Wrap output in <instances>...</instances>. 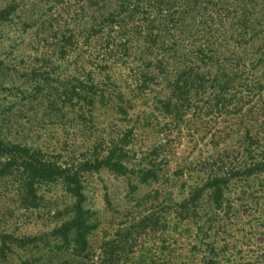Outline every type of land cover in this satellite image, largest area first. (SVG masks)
<instances>
[{
	"label": "rangeland",
	"instance_id": "374dc122",
	"mask_svg": "<svg viewBox=\"0 0 264 264\" xmlns=\"http://www.w3.org/2000/svg\"><path fill=\"white\" fill-rule=\"evenodd\" d=\"M139 2L0 0V140L81 176L0 155V264H204L207 216L218 264H264V0Z\"/></svg>",
	"mask_w": 264,
	"mask_h": 264
},
{
	"label": "trees",
	"instance_id": "16d2710c",
	"mask_svg": "<svg viewBox=\"0 0 264 264\" xmlns=\"http://www.w3.org/2000/svg\"><path fill=\"white\" fill-rule=\"evenodd\" d=\"M140 0H137V4L139 5ZM121 23V22H120ZM118 27H121V24H116ZM29 149H26L18 144L5 143L0 140V155L6 154L13 160H20L22 164L25 166L27 173H23V187L25 189L33 188L36 180L39 179H47L50 176H59L63 177V179L69 184L70 190L73 195L81 196V176L78 168H66L62 167L57 163H50L46 160L38 158L35 152L30 153ZM10 163V162H9ZM8 163V164H9ZM234 169V168H233ZM237 169V168H236ZM32 180V181H31ZM223 180L218 176H209L208 183L205 188L212 189L211 199L216 198L218 195H222L224 191ZM201 196L197 195L192 197L190 200L193 203L194 207L192 209L193 212L196 213L199 206L196 205L197 199ZM186 203L180 205V209L183 214H186V211L189 209L188 204L190 203L187 199ZM73 217V216H72ZM213 217L207 216V228L200 227L199 236H201V242L208 246V256L204 260V264H218L219 261L217 259L218 253L215 248V240L205 243L207 239H210V230ZM70 226L72 227L71 239L74 243L72 255L77 257H87L89 254H86V249L88 248V234L90 229L85 227V219L83 216L77 215L71 218ZM84 227V228H83ZM69 237V236H67ZM127 243V242H126ZM126 248L124 246H117L111 251H103L101 255H97V260L89 259L87 264H120L121 261H124V264L129 263L131 260L127 258H122V253H125ZM85 253V254H84ZM151 260V263L148 261H138L136 264H156V261ZM126 262V263H125ZM140 262V263H139ZM20 264H30L29 260H24ZM77 264H84L82 262H78Z\"/></svg>",
	"mask_w": 264,
	"mask_h": 264
}]
</instances>
